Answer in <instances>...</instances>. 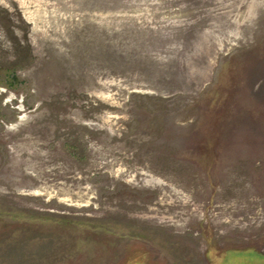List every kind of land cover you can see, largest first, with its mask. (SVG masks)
Here are the masks:
<instances>
[{
  "label": "rangeland",
  "instance_id": "1",
  "mask_svg": "<svg viewBox=\"0 0 264 264\" xmlns=\"http://www.w3.org/2000/svg\"><path fill=\"white\" fill-rule=\"evenodd\" d=\"M0 264H264V0H0Z\"/></svg>",
  "mask_w": 264,
  "mask_h": 264
}]
</instances>
